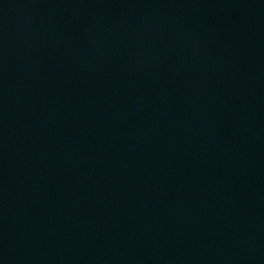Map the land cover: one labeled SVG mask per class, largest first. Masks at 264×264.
Here are the masks:
<instances>
[{"label": "water", "instance_id": "1", "mask_svg": "<svg viewBox=\"0 0 264 264\" xmlns=\"http://www.w3.org/2000/svg\"><path fill=\"white\" fill-rule=\"evenodd\" d=\"M173 0H0V264H65Z\"/></svg>", "mask_w": 264, "mask_h": 264}]
</instances>
